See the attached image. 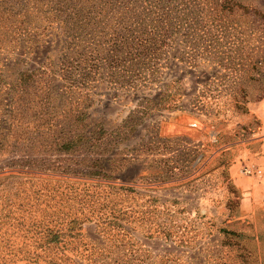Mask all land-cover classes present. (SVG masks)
<instances>
[{
  "label": "rangeland",
  "instance_id": "obj_1",
  "mask_svg": "<svg viewBox=\"0 0 264 264\" xmlns=\"http://www.w3.org/2000/svg\"><path fill=\"white\" fill-rule=\"evenodd\" d=\"M262 151L264 0H0V264H264Z\"/></svg>",
  "mask_w": 264,
  "mask_h": 264
},
{
  "label": "crops",
  "instance_id": "obj_2",
  "mask_svg": "<svg viewBox=\"0 0 264 264\" xmlns=\"http://www.w3.org/2000/svg\"><path fill=\"white\" fill-rule=\"evenodd\" d=\"M258 163L264 167V153L262 151V154L259 155L257 157ZM236 183L237 185L240 187V189H244L243 185H249L250 189L249 191H247V193H249L252 197L253 200L250 202V198H249V205H247V209L248 207H250L251 205H263L264 206V174L262 176V178L260 179H250L247 182H245V179H240L237 178L236 179ZM251 190V191H250ZM244 191V190H243Z\"/></svg>",
  "mask_w": 264,
  "mask_h": 264
},
{
  "label": "trees",
  "instance_id": "obj_3",
  "mask_svg": "<svg viewBox=\"0 0 264 264\" xmlns=\"http://www.w3.org/2000/svg\"><path fill=\"white\" fill-rule=\"evenodd\" d=\"M34 8H36L35 6H33ZM163 89V93H159L158 95H156V98L158 99V102L154 103V109L156 110H160V109H166V110H172L175 108H178L179 105L174 102V100L172 99L174 96V92H171V88L172 86L169 85V83H167V85L162 84ZM167 88V90H166ZM168 89L170 90L168 92ZM149 98H145V101H148ZM142 111V110H141ZM144 111H142L143 113Z\"/></svg>",
  "mask_w": 264,
  "mask_h": 264
},
{
  "label": "built area",
  "instance_id": "obj_4",
  "mask_svg": "<svg viewBox=\"0 0 264 264\" xmlns=\"http://www.w3.org/2000/svg\"><path fill=\"white\" fill-rule=\"evenodd\" d=\"M240 172L244 175H254V176H261V169L259 168H250V167H247V166H242L241 169H240Z\"/></svg>",
  "mask_w": 264,
  "mask_h": 264
}]
</instances>
